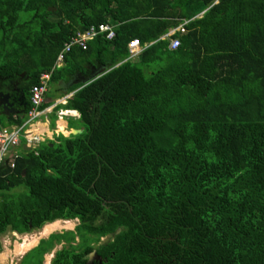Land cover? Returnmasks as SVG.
I'll return each mask as SVG.
<instances>
[{
    "label": "trees",
    "instance_id": "trees-1",
    "mask_svg": "<svg viewBox=\"0 0 264 264\" xmlns=\"http://www.w3.org/2000/svg\"><path fill=\"white\" fill-rule=\"evenodd\" d=\"M109 23L113 41L57 68L72 38ZM135 40L150 46L130 60ZM51 73L74 94L57 111L78 112L84 132L32 151L22 139L0 167V235L79 225L23 259L63 245L52 264L95 251L94 264H264V0H0V92L26 106L0 109V131L26 125Z\"/></svg>",
    "mask_w": 264,
    "mask_h": 264
},
{
    "label": "built area",
    "instance_id": "built-area-1",
    "mask_svg": "<svg viewBox=\"0 0 264 264\" xmlns=\"http://www.w3.org/2000/svg\"><path fill=\"white\" fill-rule=\"evenodd\" d=\"M188 24L189 22H185L176 31H173L166 36L164 40L168 38L171 39L176 32L185 34L186 26ZM116 28V25L109 23L103 24L99 27L93 26L86 32L79 33L65 45L64 50L58 58L57 68H63L65 66L67 55L71 54L75 48L86 51L89 43L96 40L98 37H106L108 41H113L117 36ZM149 46L150 45L143 46L139 40L133 41L129 46L130 60L138 59L141 54L149 48ZM179 47L180 41L178 39L171 40L169 47L171 51L178 50ZM51 78L52 73L43 75L41 78V85L33 89L31 99L32 109L29 113V120L27 124L24 127H14L0 131V167L5 162L14 167V160L17 158V154H14L13 152L21 147L22 139H25L30 146H33L39 141L36 137H32L29 134L27 127H32V125L42 116L40 109L46 102V96L50 89L49 83L51 82Z\"/></svg>",
    "mask_w": 264,
    "mask_h": 264
},
{
    "label": "crops",
    "instance_id": "crops-1",
    "mask_svg": "<svg viewBox=\"0 0 264 264\" xmlns=\"http://www.w3.org/2000/svg\"><path fill=\"white\" fill-rule=\"evenodd\" d=\"M81 80H82L81 82H88L84 78H82ZM63 94H66V93L64 92ZM56 95H57V97L54 99H51L49 97L46 98L45 104H50L51 106L49 108H47L46 110L41 111L42 116L40 119L37 120L38 122L36 121L32 125V127H30L29 130L27 128L29 134L32 137H36V139L39 141L36 144H34L33 146H30V144H28V142L26 144H24L23 147L26 151L35 150L36 148H38L43 143H46L49 141H55V138L58 136H61V135L65 136L66 138H69L73 135L74 131H76L77 129H80L79 121H80L81 116L78 112L67 111V110H63V109H60L59 111H57V108L59 106H61V105L66 106L68 104V100H70L74 96V94L65 96L63 98L61 96L62 94L60 95L59 93H57ZM55 115L58 116V119L56 121L55 128H53L52 124H53ZM61 124L64 125V127H65L64 130H61L62 129ZM20 148L21 147L16 149L13 153L16 154V153L20 152ZM60 222H64V221H60ZM8 233H6L5 235H0V243H1L0 254L2 253V250H4V248H5V245H6L5 243H7L6 236L8 235ZM13 234L19 235L18 233H13ZM42 239H44V238H42ZM42 239H40V241ZM40 241L37 243V245L35 247H33L31 250L27 251L24 255L20 256L21 257L20 259L22 260L29 252H31L33 249H35L40 244ZM4 251H3V255L2 254L0 255V264H10V256H7V258H8V259L6 258L7 261H5V262L3 261L4 255H6L4 253ZM46 258L47 257H45V259Z\"/></svg>",
    "mask_w": 264,
    "mask_h": 264
},
{
    "label": "rangeland",
    "instance_id": "rangeland-1",
    "mask_svg": "<svg viewBox=\"0 0 264 264\" xmlns=\"http://www.w3.org/2000/svg\"><path fill=\"white\" fill-rule=\"evenodd\" d=\"M57 86L56 85H52L50 86V93H49V98L51 99H54L57 97ZM38 122V121H37ZM30 129V127H28V130ZM24 193L26 192V189L25 188H20V189H17L14 193L16 194H20V193ZM74 228L73 229H63L59 232H55L53 234H62V233H65V232H70V231H74L75 228L79 225V222L78 221H74ZM45 229V228H44ZM40 230V231H35L33 232L32 234H29V235H15L13 234L12 232H9L8 235L6 236V239H7V243H5V248L4 250H2V255H3V251L4 253L7 255V256H10V264H41V262H39L38 260L36 261H33V258H28V259H20L21 257L20 256H17L15 255V250H16V246L17 244H22L24 239L25 238H30L31 240L32 239H38V242L40 241V239H42L43 237H41V234H42V231L44 230ZM50 236V235H49ZM44 237V240L48 239V237ZM43 240V239H42ZM108 239H105L103 242L107 241ZM37 245V244H36ZM63 248V245L61 246H58L56 248L55 251H59ZM9 251V252H8ZM7 252V253H6ZM0 254V255H1ZM50 255V256H49ZM46 257H51V264H52V260L54 259L55 257V253H51V254H48ZM8 259V258H7ZM21 260V261H20ZM20 262V263H19ZM47 262V258L44 259L43 263H46Z\"/></svg>",
    "mask_w": 264,
    "mask_h": 264
},
{
    "label": "bare ground",
    "instance_id": "bare-ground-1",
    "mask_svg": "<svg viewBox=\"0 0 264 264\" xmlns=\"http://www.w3.org/2000/svg\"><path fill=\"white\" fill-rule=\"evenodd\" d=\"M61 128H62L61 130L65 129L63 124H61ZM73 228H74L73 222H60L59 221L54 224L47 225L45 229L42 231L41 237L44 238L55 232H59L63 229H73ZM37 243H38V239L34 238L31 240L30 238H25L22 244H17L15 255L17 256L24 255L27 251L35 247ZM6 258H7V255H4V259H3L4 262L7 261ZM45 264H51V257H47V262Z\"/></svg>",
    "mask_w": 264,
    "mask_h": 264
},
{
    "label": "water",
    "instance_id": "water-1",
    "mask_svg": "<svg viewBox=\"0 0 264 264\" xmlns=\"http://www.w3.org/2000/svg\"><path fill=\"white\" fill-rule=\"evenodd\" d=\"M55 11V9L53 10ZM18 95H21V97L18 98L17 103L19 106L23 107V101L25 99V95L21 93L19 90H16ZM11 95L10 94H4L0 92V108H3V114L5 116H18L20 114H23L18 108L15 107L16 103H10ZM1 114V113H0ZM83 130H76L73 132V135H81L83 134ZM57 251L54 253L56 254ZM96 261H101V258L98 257L97 252L95 251L89 259V262L87 264H94Z\"/></svg>",
    "mask_w": 264,
    "mask_h": 264
},
{
    "label": "flooded vegetation",
    "instance_id": "flooded-vegetation-1",
    "mask_svg": "<svg viewBox=\"0 0 264 264\" xmlns=\"http://www.w3.org/2000/svg\"><path fill=\"white\" fill-rule=\"evenodd\" d=\"M17 89H15V93L17 94L16 92ZM9 93H7L8 95ZM18 95V94H17ZM17 100H18V97L16 98H13L12 95H11V99H10V103H16L15 104V107L18 108L21 112H24L25 111V104H24V101H23V107L19 106V104L17 103ZM21 107V108H20ZM2 110V113H3V108H0Z\"/></svg>",
    "mask_w": 264,
    "mask_h": 264
},
{
    "label": "clouds",
    "instance_id": "clouds-1",
    "mask_svg": "<svg viewBox=\"0 0 264 264\" xmlns=\"http://www.w3.org/2000/svg\"><path fill=\"white\" fill-rule=\"evenodd\" d=\"M2 93V92H1ZM41 111V110H40ZM28 120H29V115H28ZM27 124V123H26ZM28 128V127H27ZM11 129V128H10ZM21 146H22V144H21Z\"/></svg>",
    "mask_w": 264,
    "mask_h": 264
}]
</instances>
